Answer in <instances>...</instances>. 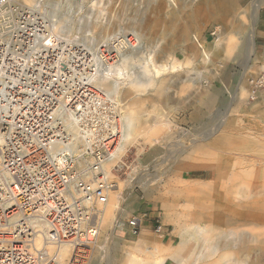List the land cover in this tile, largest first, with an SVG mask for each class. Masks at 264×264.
Here are the masks:
<instances>
[{"label": "rangeland", "instance_id": "374dc122", "mask_svg": "<svg viewBox=\"0 0 264 264\" xmlns=\"http://www.w3.org/2000/svg\"><path fill=\"white\" fill-rule=\"evenodd\" d=\"M204 1L180 0V9L170 15L164 0H42L49 18L61 22L58 32L90 48L103 40V31L93 29L96 22L105 25L111 21L117 31L130 36L148 16L152 30L142 41L139 56L152 53L159 64L175 62L181 67L157 88L160 92L168 89L166 98L154 88L149 91L153 100L143 98L127 82L116 97L123 115L138 114L140 122L120 160L106 166L110 182L115 184L109 201L121 185L120 206L109 216L107 205L103 208L99 236L83 250L82 264H178L173 258L178 249L187 259L184 264H264L263 222L249 218L229 224L226 217L224 223H214L216 198L210 199L204 192L191 197L184 191L188 182H214L209 163L192 170L183 167L181 174L176 173V157L187 150L190 155L193 147L192 156L199 162L219 155L229 169L228 176L233 172L240 175L225 181L229 190L220 186L222 196L243 205L253 197L264 199V101L250 99V83L264 70V5L259 6L264 0H237L236 7L226 13ZM255 6L259 7L256 15ZM200 14L209 17L203 19ZM215 29L217 36L212 35ZM230 43L235 45L232 50ZM203 51L211 53V62L203 61ZM121 62L118 57L115 63ZM139 64L131 62L129 69L139 71ZM154 131L158 133L152 135ZM223 145L237 150H225ZM241 171H246L244 177ZM251 181H256L258 193H250ZM223 214L232 217V212ZM132 217L142 220L138 237L130 233ZM158 226L165 236L155 232ZM229 226L256 232L261 244L253 246L249 241L250 248L228 250L221 242L213 253V247L206 246L201 237H212L214 230ZM204 228L200 238L194 235ZM231 251L236 254L225 258ZM70 258L61 264H68Z\"/></svg>", "mask_w": 264, "mask_h": 264}, {"label": "built area", "instance_id": "2783aa9c", "mask_svg": "<svg viewBox=\"0 0 264 264\" xmlns=\"http://www.w3.org/2000/svg\"><path fill=\"white\" fill-rule=\"evenodd\" d=\"M85 54L53 30L42 1L0 0V264H60L63 244L79 248L68 264H82L99 236L112 185L103 165L121 133L112 102L87 79ZM250 85V99L264 101V70ZM128 225L138 237L142 220Z\"/></svg>", "mask_w": 264, "mask_h": 264}, {"label": "bare ground", "instance_id": "6f19581e", "mask_svg": "<svg viewBox=\"0 0 264 264\" xmlns=\"http://www.w3.org/2000/svg\"><path fill=\"white\" fill-rule=\"evenodd\" d=\"M19 1H22L21 3L24 4L37 5L42 0H19ZM164 1L168 14L173 15V13L176 10L180 9L179 8L180 0H164ZM236 2L237 0H205L203 3L207 5L208 4L217 5L218 9L221 10V13L222 11L226 13V11L236 7ZM258 8L257 6H255L254 15L257 14ZM200 15L203 17V19H207L209 17L208 14H200ZM96 17H98V15ZM50 21L52 23L53 30L59 33L58 32L60 30L59 23L61 22L52 21L51 19ZM86 27H84L85 30H88V28L86 29ZM93 29L95 31L97 30L103 31L102 32L103 40L99 44V46L95 48L84 46L79 42H77L75 38L73 39L71 36H66V35L64 36L69 37L74 43L82 46L86 50L87 54L84 55V58H86V61L84 62L85 66L88 69L92 67L91 70H93L94 72L87 75L88 76L87 79L89 83L92 85V87L99 89V92L103 93L108 101L112 102L114 106V107L112 106L113 107L112 110L114 109L115 112L119 114V119L117 120L116 127H113V129L117 130L118 133H121V144L117 148L112 158L107 160L103 165L106 178L110 181L109 179L110 176L106 170V166L110 163H114L115 161L117 162L120 160L119 159L120 154L123 152V150L127 148V145H129V142L131 138L135 135L138 124L140 122V117L138 114L127 112L125 115H123V109L121 103L116 98L120 95L123 87L125 86V82H127V84L129 85H132L135 92L137 94L142 95L143 98L146 99L150 98L151 100H153V97L151 94H149V91H152L154 88L153 91L158 92L159 90H157V88H160L162 85H164L166 76L168 74L175 73L181 67L177 66L175 62L159 64L155 60V56L152 53L145 54L144 52H142V57L139 56L141 54L140 47L142 46V41L144 40V38L148 37L149 32L152 30L151 20L148 18V16H146L143 19L140 25L133 28L131 32V35L133 36L121 34L120 31H117L115 29L111 21L105 23V25L96 22L94 24ZM194 40L198 43V46L201 49H203L198 37L194 36ZM234 46L235 45H233V43L232 44L230 43L228 45V48L232 50ZM203 54H204L203 61L205 63L211 62V56H210L211 53L203 51ZM143 55L146 56L143 57ZM118 57L120 58L122 57L123 62L116 64L115 62L117 61ZM130 61L131 62L138 61L140 63L139 64L140 70L139 71H136L135 69L130 70L129 69L131 63ZM86 72L88 73L89 71ZM167 91L168 89L163 88V91L161 90V92L159 91L158 93H160L161 95L160 97L166 98L167 95L165 96V92ZM155 126L156 124L152 126L153 127L152 129H154ZM69 127L73 130V134H74L76 132V128L73 126V124H70ZM157 133L158 132L154 131L152 135H156ZM73 138L76 140V143L74 146L73 145L71 146L72 147L71 151L79 152L80 139L78 140L77 133L73 136ZM217 141L220 143L219 139ZM223 147L225 150L228 149L237 150L234 149L233 147L231 148L230 146L227 147V145H223ZM192 150L193 147H191V151ZM191 151H190L191 153L190 155L188 154L189 150H187L176 157V166H177L176 173L181 174V170L183 167L187 168L188 170H192L198 167H205V164L209 163L210 167L213 170L212 178L214 179V182L207 185L204 184L202 185L196 182H188L184 187V191H186V193H188V195L191 197L195 195V193L197 192L198 193L204 192L207 193L210 199L216 198V201L213 205L215 211H213L212 213V216L215 219L213 220L214 223L215 221L217 223H224L226 221V217L230 221L229 224L233 222L235 223L237 221H244L245 219H249V218L250 220H253L254 223H259V222L264 223L263 198L257 199V197H253V200L248 202L246 205H243L241 203L235 204L233 201L230 200V198H228L227 195L222 196L223 192L220 186L224 185L225 187L226 186L225 181L228 178H239L240 175L238 174L237 177L236 176L237 173L233 172L231 173V176H228L229 169L223 165L222 163L223 158L221 156L218 155L215 159L209 162H199L192 156L193 152ZM244 173H246V171L240 172V174H242L243 177H244ZM240 178H242V176ZM251 182L254 183L250 184L249 185L250 187H248L250 189L249 190L250 193L251 194L255 192L258 193L256 188V181H251ZM226 187L229 190V186L227 185ZM114 188H115V184H112L111 189L108 191V201H109V194ZM120 195H121V185H117L114 194L110 196L109 203L106 204L107 210L105 211H107L106 212V215L108 214L107 216L111 215L113 208L120 206V201H119ZM255 196H257V194ZM225 197L226 199L224 200ZM105 206L101 207V212L99 213L100 220L102 219L103 208ZM218 210H222L223 213H225L226 211L232 212V217L230 218L229 216H226L225 214L218 212ZM104 218H105V214H104ZM240 227L241 226H236L233 228L232 226H229L228 229L226 230L216 229L214 230V234L212 237H201V239H203V242L206 246L213 247L212 249L213 253L216 251L219 243L221 242H223L224 248L228 250L237 249V247H241V246L242 247L244 246V249L250 248L247 246V242L249 241L250 243H252L253 246H255L256 244H261L259 235L256 232L250 230L248 231ZM204 231L205 228L203 230L201 229L200 231H196L194 235L200 238V236L203 235ZM211 239L214 240L215 243H212ZM40 243H41L40 240H38V244ZM182 244L185 245L184 240L182 241ZM77 249L74 248L73 245H69V244H63L59 246L58 248L59 262L65 261L67 258L70 257H71L70 259H73L75 253H77ZM182 252L183 251L181 249H178L176 250L175 253H173V258L177 261L178 264H184L187 260ZM234 254L236 253L231 251L230 253L224 255V257L225 258L231 257ZM157 264H164V261H160Z\"/></svg>", "mask_w": 264, "mask_h": 264}, {"label": "crops", "instance_id": "0c3cea01", "mask_svg": "<svg viewBox=\"0 0 264 264\" xmlns=\"http://www.w3.org/2000/svg\"><path fill=\"white\" fill-rule=\"evenodd\" d=\"M261 5L263 6L264 4H263V3H262V4H259V6H261ZM254 39H255V38H254Z\"/></svg>", "mask_w": 264, "mask_h": 264}]
</instances>
